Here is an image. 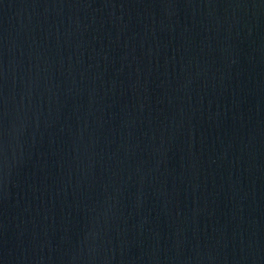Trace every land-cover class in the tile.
<instances>
[{"label":"water","instance_id":"1","mask_svg":"<svg viewBox=\"0 0 264 264\" xmlns=\"http://www.w3.org/2000/svg\"><path fill=\"white\" fill-rule=\"evenodd\" d=\"M0 264H264V0H0Z\"/></svg>","mask_w":264,"mask_h":264}]
</instances>
